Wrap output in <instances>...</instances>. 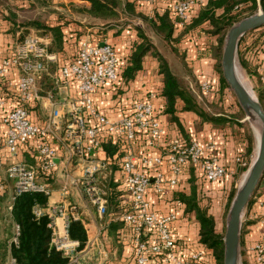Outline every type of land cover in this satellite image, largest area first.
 Masks as SVG:
<instances>
[{"label": "built area", "instance_id": "obj_1", "mask_svg": "<svg viewBox=\"0 0 264 264\" xmlns=\"http://www.w3.org/2000/svg\"><path fill=\"white\" fill-rule=\"evenodd\" d=\"M141 1L148 6L149 17L156 4L165 2L170 17L177 20L178 29L187 25L206 3V0ZM20 37L17 31L11 53H0V169L4 158L16 159L22 151L28 152L34 163L16 159L8 165L6 178L12 183L11 202L23 194L50 197L58 182L60 156L66 152L60 195L67 198L72 190L76 191L95 208L102 221L107 213L108 182L112 179L125 205L120 217L124 223L121 232L129 237L134 264H214L199 240L191 248L179 245L182 240L174 237L172 226L179 220L180 210L161 214L154 209L148 194L152 191L158 197H166L168 188L180 187L189 168L198 170L197 177L205 183L223 181L231 173L213 156L215 145L169 136L151 92L133 97L118 118L101 112L96 95L110 93L117 98L123 90V83H119L121 57L110 43L93 40L91 32L78 40L76 51L67 60L50 50L49 35L32 33L22 40ZM245 58L254 69L257 82L264 86V45L247 53ZM48 76L52 86L47 89L44 87ZM61 87L74 89L76 94L60 101ZM213 90V83L202 82L199 98ZM39 105L46 111L42 120L34 112ZM138 142L141 151L136 150ZM151 149L158 152L151 154ZM236 162L239 167L247 166L239 157ZM5 192L6 185L0 182V197ZM253 199L255 207L264 208V193ZM11 209L10 204L8 210ZM75 211L71 202L55 204L48 211L51 219L48 226L53 230L51 245L70 258L69 264H80L83 251L80 242L69 235L70 221L77 220ZM43 212L41 208L35 210L37 216ZM57 219L64 222L60 230ZM261 221L264 223V216ZM103 230L106 231L105 226ZM18 235L15 226L11 243H17ZM246 254L250 264H264V238L246 247ZM8 264H16L15 259L10 257Z\"/></svg>", "mask_w": 264, "mask_h": 264}, {"label": "trees", "instance_id": "obj_2", "mask_svg": "<svg viewBox=\"0 0 264 264\" xmlns=\"http://www.w3.org/2000/svg\"><path fill=\"white\" fill-rule=\"evenodd\" d=\"M77 1L80 4L78 5L79 7L70 2L69 8H78L82 14L103 21L117 20L121 17V13L148 20L168 42L173 39L175 32L178 30L176 25L177 20L171 18L168 12L163 13L162 15L156 14V16L149 17L143 10L140 12L136 11L135 0L134 2L128 0ZM258 7H261L264 10V0H206L205 5L198 9L194 18L180 29L175 40L179 42L186 35L191 34L192 31L200 29L203 25L207 24L210 29V32H208L209 35L217 37V49L218 52L221 53L229 29L234 24L244 19L243 17L255 14ZM245 9H248L249 11L246 13L244 12ZM2 13H4V11ZM8 14L9 13H7V15ZM245 14L247 15L244 16ZM7 15L4 16L5 19L12 23L10 31L13 32L14 26H17L19 29L20 25L15 21L14 15L12 13L8 17ZM66 25L65 22L63 24L51 23L37 19L30 21L29 23H22L21 26H29L38 31H42L44 35H49L52 40L50 50L55 53H61L64 51V39L67 37V34L63 29ZM263 30L264 27L249 32L239 43V64L242 69L247 71V73L252 74L250 68L251 65L245 57L250 51L253 52L255 49L264 45ZM16 32H13V36H15ZM83 35V33L79 32L76 39L79 40ZM24 37V35H21L20 40ZM149 53L159 64L158 74L161 76L163 84L159 93H157V96L161 100L160 115L166 116L170 127H172L170 136H181L187 141L191 140L189 134L185 132L181 119L179 118V113H194L203 122L211 123L213 125L224 126L230 122H237L235 124L244 127L243 133L240 137L241 149L238 157L243 161H246L247 166H238L234 178L240 173L247 171L253 161L254 138L251 131L246 127V121L241 124L238 122V120H244V113L242 110L236 105L239 114H241V116H239L240 118L231 117L232 119H227L211 115L209 113V104L205 105L203 100L199 98L198 92H194L189 86H185L181 82L179 77L172 72L167 60L154 49L143 34H140V36L138 35L137 39L130 43L129 54L120 58L119 83L125 84L129 81H133L137 73L142 69L143 59ZM51 73H54L53 68L51 69ZM220 77L222 85L229 89V92L232 95L222 73ZM45 80L47 87L49 84L48 88H50L52 86L51 77L48 76ZM256 91L259 96V102L264 109V88H256ZM232 96L236 102L234 95ZM232 183L233 180L225 181V179L218 182L222 198L229 197ZM206 184L209 185V183L201 181L198 177L196 180L192 176L189 180L190 193L174 192L173 200L184 205V214L192 217L193 221L197 224L199 243L209 251L214 264H223V236L217 232L215 216L211 213L209 206L202 205L201 203V201L205 199V192H207L203 189L207 186ZM108 185L109 190L106 195L107 213L105 215V224L107 235L116 238L119 235V231L124 228V223L120 220V217L124 212L125 205H123V200L120 197L121 193L116 191L117 184L111 179L108 182ZM236 191L237 190L231 192L229 206ZM11 195H7L5 192L3 196L0 197V264H8L10 257L15 259L16 264H69L70 258L66 257L62 251L57 250L51 245L53 230L48 226L51 221L48 212H43L41 216H37L35 213L36 209H44L47 207L48 197L40 193L23 194L15 197L11 202ZM5 201L8 202L6 205H3ZM251 203L252 201L248 203V206ZM10 204L12 205L11 211L8 210ZM15 226L19 229V235L17 243H11V240L14 237L13 227ZM241 234H243V232ZM69 235L72 240L80 242V250L86 248L88 243V233L80 220L73 219L70 221ZM241 257L242 264H247L244 260L242 251Z\"/></svg>", "mask_w": 264, "mask_h": 264}, {"label": "crops", "instance_id": "obj_3", "mask_svg": "<svg viewBox=\"0 0 264 264\" xmlns=\"http://www.w3.org/2000/svg\"><path fill=\"white\" fill-rule=\"evenodd\" d=\"M58 0H54L52 3L55 4ZM62 4H67L69 0H59ZM130 2H134V0H128ZM9 4H14L11 0H9ZM166 6L167 4L165 2H159L154 6V9L151 13L152 16L162 15L163 13H166ZM55 9H58L55 7ZM135 9L137 12L144 11L145 14L148 16V6L144 4L141 0H135ZM13 11V10H11ZM7 11H4V14L7 15ZM12 14L15 17V21H19L20 14H17L12 12ZM151 17V16H150ZM51 20H53V17H50ZM48 20L51 21V20ZM67 20V19H65ZM53 23V22H51ZM57 23L63 24V21H59ZM12 27V23L5 19L4 15L0 14V53L2 55L6 54L8 55L9 53L12 52L13 48V43L15 42L13 32L10 31ZM73 28V29H72ZM64 31L67 34V37H65V42H64V51L59 53L61 56L62 60H67L69 59L74 52L77 49L78 45V40L76 39L77 34L80 32L82 28L79 26H76L74 24H68V26L63 27ZM86 29V28H85ZM87 32H92V38L93 40L97 41H102L101 36H95L96 30L92 29H86ZM69 32V33H68ZM112 34V35H111ZM85 35V34H84ZM81 36L82 37H84ZM111 36V37H109ZM138 32L133 29H124L120 34L114 35V33H108L107 34V43H110L116 50L117 54L120 57H125L129 54L130 52V43L137 39ZM99 37V38H98ZM109 37V38H108ZM111 38V39H110ZM109 40H113V42H110ZM187 41L191 40L190 45L195 48L187 47V53L192 56V64L190 65V68L192 69V74L194 75L196 79V86L198 88L200 87V84L204 81H210L214 85V90L211 94L208 96H200V99L203 100V103L207 105L209 104V113L213 115L214 117H223L227 119H232L231 114L235 113L238 109L235 104V101L233 100V103L235 104L232 105V98L231 93L229 92V89L224 87L219 79L217 77V74L215 72V59L212 58V51L209 50V47H203L201 46L198 41L192 40L191 36L187 37ZM194 45V46H193ZM200 46V47H199ZM201 50L207 49V55L204 54L202 58L198 59V55L200 53H197V48ZM186 48V47H185ZM202 52V51H201ZM148 55L143 59L142 61V69L137 73L135 79L133 81H129L128 83L123 84V90L120 91L121 95L119 97L114 98L110 96V93H104V94H97L95 97V102L97 107L101 110V112L105 113L111 118H118L122 116L123 110L126 106L129 107L131 103V99L133 97H142L146 95L147 93L151 92L154 93L155 98L153 100V104L155 107H160L161 106V100L157 96V93H159L161 87H162V78L158 74V63L152 66H150V63H148ZM147 59V60H146ZM153 64V63H152ZM252 74H254V69L250 66ZM245 71V70H244ZM248 78L252 80V84H254L255 88H264V86L257 82L255 77L252 74L247 73ZM15 74L14 72L12 73V79L15 80ZM47 84V83H45ZM44 84V85H45ZM188 86L194 91L198 92L199 94V89H195L193 84L188 81ZM76 94V91L73 89H66L65 87H61L59 90V96H60V101L63 100L65 96H72ZM62 94V96H61ZM64 94V96H63ZM216 99H220V102H217ZM218 104L219 106H224L227 107H233V111H228L224 108V110L221 111H213L214 105ZM35 115L37 116L36 118L43 119L42 116L39 114H43V116L46 115V111L42 108L41 105L38 106L36 109ZM192 114L190 112H184V113H179V115H183L187 120H190L188 125H192L193 120L192 119ZM160 121L162 126L164 127L166 133L170 136V133L172 132V127H170L169 122L167 120L166 116H161L159 115ZM235 120V119H234ZM236 121V120H235ZM182 122V120H181ZM238 122L241 124L244 121L238 120ZM183 125V123H182ZM184 127V125H183ZM186 133L190 129L191 133L189 134L190 138L192 140H198L199 142L203 144H214L215 149L213 150L212 154L215 156L219 163L224 166L227 169V172L231 174H227L225 177V181H232L233 176L237 171L238 165L236 162V159L239 155L240 149H241V134L243 133L244 127L240 126L238 124H235L234 122L227 123L224 126L220 125H213L209 123V130L206 133H198L195 131L194 128H189L186 129L184 127ZM189 133V132H188ZM58 144V142H55ZM136 150L141 151L139 147V142L135 144ZM149 152L151 154H155L158 152L156 149H151ZM66 152L61 154L60 159H59V168L57 171V179L58 182H56V186L58 188L55 189L53 194L48 197V203L46 208L42 209L44 212H48L49 208L52 207L55 204H60L62 202H71L76 206V211H75V216L77 220H80L82 224L84 225L85 229L87 230L88 233V243L86 248L82 251L84 255H87L92 250H97L99 253L104 251L106 243H112L115 245L114 250L118 254V258L121 264H134L132 261V256H131V248H130V241L129 237L127 234L124 232L119 231V235L114 238L111 236L107 235V230H103V227L105 226V218L104 220L100 221L97 217L95 208L90 205L88 200L84 198L83 196L78 195L76 191L72 190L71 195L68 196L67 198H63L60 195L59 192V183L61 184L62 182V174L64 173V164L66 160ZM17 160H24L27 161L28 163L33 164L34 159L31 157V155L26 152L22 151L20 155L16 158ZM12 158H4L3 161V166L0 169V182H2L3 178H6V169L10 163H12L14 160ZM3 175H2V174ZM198 170H194L193 168H189L187 171L186 175L182 177L180 187L177 189H172L168 188L167 189V195L166 197H158L152 191L149 192L148 198L152 202V205L155 210H157L161 214H165L171 211L175 210H180V218L177 222H175L172 226V232L174 237L178 240L181 239L182 241L179 242V245L184 247L185 249L191 248L196 246V243L199 240V234H198V226L195 223V221H190L191 219L188 218L187 215L184 214V205H177V201L173 200L174 195L173 193H186L185 191L182 190L185 185H187L189 180L192 178L197 180V175H198ZM7 180V178H6ZM8 181V180H7ZM10 182V181H8ZM198 182V181H197ZM206 190V189H205ZM57 194V197H54V195ZM218 194V193H217ZM219 195V194H218ZM12 196V195H11ZM205 196H208V194L205 192ZM220 196V195H219ZM218 198V197H217ZM220 198V197H219ZM70 199H74L75 201H72ZM10 202V201H9ZM211 213L215 216L216 208L212 209L210 208ZM96 214V217L95 215ZM264 216V208H253L252 210L249 211L248 215L243 217L242 221V229L241 233V239H242V244H240L241 251L243 253L244 260L246 261L247 264H250L248 256L246 254V247H248L250 244L263 239L264 238V223L260 221H256V223L252 224V221L257 219V218H262ZM216 220V218H215ZM57 228L60 230L63 227V220L57 219L56 220ZM13 234H15V227H13ZM240 239V243H241ZM182 244V245H181ZM106 247H109L106 246ZM178 250L180 251L179 247ZM192 250V249H191ZM82 254V255H83ZM106 254V253H105ZM83 257V256H82ZM242 259V257H241ZM242 261V260H241Z\"/></svg>", "mask_w": 264, "mask_h": 264}, {"label": "rangeland", "instance_id": "obj_4", "mask_svg": "<svg viewBox=\"0 0 264 264\" xmlns=\"http://www.w3.org/2000/svg\"><path fill=\"white\" fill-rule=\"evenodd\" d=\"M11 1L14 3L13 5L9 4V0H0V14L5 16V14L2 12L5 11L6 9H7V12L9 13L7 15V17L14 11H15V13L17 12V14H20L21 17H19V21H16L17 23H19L20 28L18 29L17 26H14L13 32L20 31L21 35H24V36H27V35L32 34V33L36 34V35H41V34H43V32L38 31L37 29L29 27V26L22 27L21 26L22 23H29L30 21L37 20V19L42 20L43 22L44 21L47 22L50 19V17H53V20L50 19L51 21H49V22L57 23L61 20V21L65 22V24H67L66 26H68V24H74V25L82 28L80 30V32L83 34H86V35H87L86 29L96 30L97 32L94 33L95 36H101V38H99V37L98 38L101 39L102 41L107 40V34L108 33L109 34L114 33V35H118L124 29H127V28L136 30L138 32L139 36H140V34H143L147 38L149 43L154 47V49L156 51H158L167 60L172 72L179 77V79L181 80V82L185 86H188V81H189L194 85L193 87L197 90L199 88H198V86H196L197 85L195 82L196 79L191 72L192 69L190 68V65L193 63L191 60L192 56L189 55V53H187L188 52L187 47L195 48V47H192V45H190L191 40L190 41L186 40L187 36L190 37V35H191L192 40H194L195 42L198 41L199 43H201L200 44L201 46L204 45L203 47L208 46L210 51H212L211 55H212V58L215 59V63H216L215 72L217 74V77H219V79H221V77H220L221 73H222L221 59H222L225 41H224V44L222 47V52L221 53L218 52L217 37L209 35L208 32H210V29H209V25H207V24L203 25L200 29H196V30L192 31L191 34L186 35L179 42H177L175 40L176 36L180 32V29H178L175 32L173 39L168 42L167 40H165L163 38V36L157 31V29L148 20H145V19L137 17V16L128 15L126 13H121V17L117 20H105V21H103V20H100L98 18H92L88 15L82 14L80 12V10H78V8H69L70 2H71V4H76L77 7H79L78 5H80V4L77 0H69V2H67L66 5L62 4L59 0L55 4L52 3L54 0H11ZM55 7H57L58 9H55ZM11 10H13V11H11ZM248 11H249L248 9L244 10V12H246V13ZM260 11H264V10L261 7H258L257 12H260ZM246 15L247 14H245L244 16H246ZM243 18H246V17H243ZM65 19H67V20H65ZM92 33H93V31L91 32V34ZM109 37H111V36H109ZM109 41L113 42V40H109ZM196 48H197V50H196L197 53H200L198 55V59L202 58L204 56V54L207 55V52H205V51H207V49L205 50V48H204V50H201L202 51L201 52L198 49V47H196ZM147 55H148V58H147L148 61L147 62L150 63V66L154 65V63L155 64L158 63V61L150 53ZM219 66H220V69H219ZM238 70H239V74L242 77L245 85L251 91H253L255 96L259 99L256 88L254 87V84H252V82H251L252 80H250L248 78V74H246L244 69L241 68V66L239 64V59H238ZM220 71H221V73H220ZM48 87H49V84H48ZM48 87L46 85L44 88H48ZM232 95H234L233 92H232ZM61 96H62V94H61ZM63 96H64V94H63ZM219 100L220 99H216L217 102H220ZM230 100H232V105L235 106L237 100H236L235 104L233 103V100H234L233 96H232V98H230ZM236 105H238V107L240 108L238 102ZM224 108H225L224 106H219L218 104H216V105H214L212 110L213 111H221V110H224ZM225 109L228 111L229 110L233 111V107H227L226 106ZM240 110H242V109L240 108ZM39 114L44 119L43 114H41V113H39ZM191 116H192V119H195V120H193L192 125H190V126L188 125L190 120H187L183 115L179 116V118L182 120V123L186 129L194 128L196 132H198V133L200 132L203 134L209 130V123L203 122L196 114H192ZM231 116L234 118V117L241 116V114H239V112L237 110L235 113H232ZM244 118H245V115H244ZM234 123H237V122H234ZM246 123H247V125H246L247 129H249L251 131V134L253 135V138H254V152H253V160H254V158L256 156V139H255V135H254V132H253L250 124L247 121H246ZM187 133L188 134L191 133L190 129L187 131ZM245 173H246V171L244 173H240L235 178L233 176V183H232V186L230 189L231 192L234 190H237L239 188V186L241 185V182L244 178ZM2 180H3L2 183H4L6 185L7 195H11L12 183L8 182L5 177ZM262 183L263 182L261 181V184L259 185L258 189L253 193V195L250 199V201H252V203L249 206L247 205V207L244 210V214L246 216L248 215L249 211L255 207L253 205L254 199H252L254 197V195H261V192H262V194L264 193V190H263L264 189L263 188L264 183L263 184ZM188 184H189V182H188ZM206 185L207 186H205L203 189H206V191H207L206 193L208 194V196H205V199H203V201H201V203H202V205L204 204L205 206H209V208H211L212 211L214 208H216V210H218V212H216V215H215L217 232L220 233L224 237V234L226 231L227 215H228V211L230 208L229 197L231 195V192H230V195L228 198H222V196L220 195L221 190H220V186H218V183H213V184L209 183V185L208 184H206ZM183 186L184 187L182 188V190L185 191L186 193H190V186L187 185L186 183ZM56 188H58V187L56 186ZM54 197H57V194H55ZM70 200L75 201L74 199H70ZM7 202L8 201H5L3 205H6ZM255 208H257V207H255ZM94 215L96 217V214H94ZM188 218L191 219L190 221L193 220L192 217L188 216ZM260 220H261L260 218L253 220L252 224L256 223V221H260ZM108 245H109V247H106ZM113 247L115 248L114 244L106 243L104 251L101 253H99L97 250H92L89 253H87V255H84L82 253L83 255L81 254V256H83V257H81V259H80V264H121L120 261H118L119 260V258L117 257L118 254L114 250Z\"/></svg>", "mask_w": 264, "mask_h": 264}, {"label": "water", "instance_id": "obj_5", "mask_svg": "<svg viewBox=\"0 0 264 264\" xmlns=\"http://www.w3.org/2000/svg\"><path fill=\"white\" fill-rule=\"evenodd\" d=\"M262 27L264 11L234 24L226 35L221 59L222 76L245 115L243 121L250 124L256 139V156L244 174L228 211L223 237V264H242L240 239L244 210L264 178V109L253 91L243 83L238 70V48L241 39L249 32ZM254 126L257 127L256 132Z\"/></svg>", "mask_w": 264, "mask_h": 264}, {"label": "bare ground", "instance_id": "obj_6", "mask_svg": "<svg viewBox=\"0 0 264 264\" xmlns=\"http://www.w3.org/2000/svg\"><path fill=\"white\" fill-rule=\"evenodd\" d=\"M239 76H240V74H239ZM240 78H241V80L243 81V79H242V77L240 76ZM244 83V82H243ZM245 84V83H244ZM254 130H255V132L257 131V127H255L254 126Z\"/></svg>", "mask_w": 264, "mask_h": 264}]
</instances>
